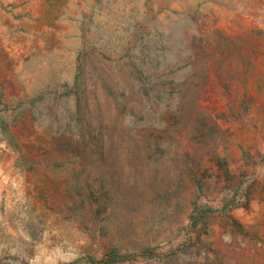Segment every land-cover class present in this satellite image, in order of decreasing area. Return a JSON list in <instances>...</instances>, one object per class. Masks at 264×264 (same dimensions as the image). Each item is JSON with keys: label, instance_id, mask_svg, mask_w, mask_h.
<instances>
[{"label": "rangeland", "instance_id": "374dc122", "mask_svg": "<svg viewBox=\"0 0 264 264\" xmlns=\"http://www.w3.org/2000/svg\"><path fill=\"white\" fill-rule=\"evenodd\" d=\"M0 264H264V0H0Z\"/></svg>", "mask_w": 264, "mask_h": 264}, {"label": "trees", "instance_id": "16d2710c", "mask_svg": "<svg viewBox=\"0 0 264 264\" xmlns=\"http://www.w3.org/2000/svg\"><path fill=\"white\" fill-rule=\"evenodd\" d=\"M83 61L85 62V58H83ZM152 75V73H151ZM145 78L143 76H141V78L137 79V85H135V89H136V95H138V97L141 98H151L152 96V91L150 89L147 88V86L144 83ZM134 89V90H135ZM126 92H128L129 94L133 93V87L131 90H124L123 94H126ZM84 109V111H83ZM100 110L102 111V108H100ZM100 110H93L91 109L90 103L87 102V104L85 105V107H82L81 104L78 105V111H77V126H76V131L73 134V136H71V138H69V142H77V143H82V144H86L88 142H93L96 145H100L102 144L104 141L103 138V133L100 130H97L96 128H94V124L93 121L91 119V117L89 116V114H91V112H96L99 113V115H102V112ZM65 143L64 145H67V148L70 146V143ZM62 145V146H64ZM56 150V149H55ZM26 160V159H24ZM44 160H36L35 164L36 165H40L42 164Z\"/></svg>", "mask_w": 264, "mask_h": 264}]
</instances>
